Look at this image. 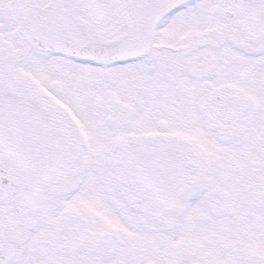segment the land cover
I'll use <instances>...</instances> for the list:
<instances>
[{"label": "flooded vegetation", "instance_id": "af4514ba", "mask_svg": "<svg viewBox=\"0 0 264 264\" xmlns=\"http://www.w3.org/2000/svg\"><path fill=\"white\" fill-rule=\"evenodd\" d=\"M151 1L160 7L161 19L149 52L131 62L100 67L35 49L20 33L22 21L51 0H0L4 68L59 119L71 150L64 184L41 210L23 215L0 208V223L11 233H2L0 224V264H235L243 256L237 241L241 227L246 226L245 236L250 237L260 232L256 219L264 226V217L256 214L264 211V91L241 90V75L224 69L222 60L219 86L211 89L209 84L210 51L219 48V40H233L237 48L248 44L228 21L224 0ZM67 2L80 37L105 46L140 33L142 15L154 10L146 0ZM166 30L186 36L174 43L157 41ZM16 61L29 63L30 69L18 66L13 73L9 67ZM232 62L234 67L241 63ZM182 67L187 68L185 75ZM80 68L93 71L89 84L96 89L84 93L91 99L85 97L81 110L76 97L88 89ZM86 116L93 123H85ZM97 128H104L107 138H95ZM148 133L179 137L192 148L214 146V157L196 149L200 181L186 212L191 217L186 250L178 248L175 235L170 240L161 235L172 232L174 225L162 227L145 214L131 212L111 174L108 182L90 169L103 156L109 159L117 139ZM94 147L99 151L89 150ZM21 243L24 249L16 250Z\"/></svg>", "mask_w": 264, "mask_h": 264}, {"label": "water", "instance_id": "95a60500", "mask_svg": "<svg viewBox=\"0 0 264 264\" xmlns=\"http://www.w3.org/2000/svg\"><path fill=\"white\" fill-rule=\"evenodd\" d=\"M225 4L230 7L225 14L239 33L253 45L260 42L264 0H225ZM53 20L50 30L57 24ZM40 21L28 22L36 42H43L39 33L33 32ZM140 36L132 39L131 35L113 49H87L79 56L90 58L96 53L108 64L141 55L151 39L147 34ZM68 164L69 150L60 124L47 115L32 92L16 85L0 68V185L11 208L17 213L41 208L60 186ZM109 165L128 207L137 213L148 212L153 221L163 225L180 217L199 180L195 153L174 137H123L116 142Z\"/></svg>", "mask_w": 264, "mask_h": 264}, {"label": "rangeland", "instance_id": "374dc122", "mask_svg": "<svg viewBox=\"0 0 264 264\" xmlns=\"http://www.w3.org/2000/svg\"><path fill=\"white\" fill-rule=\"evenodd\" d=\"M166 26V23L163 24V26ZM165 29V28H164ZM171 30V29H169ZM166 30V31H162L159 36H158V41H162V42H167V43H174L176 41H181L186 35H177L172 33L171 31ZM214 40H212L213 42L215 41V43L217 42L215 38H213ZM220 41V46L219 48L215 51V50H211L210 51V71H209V75L210 77V88L214 89L216 87L219 86V83L217 82V77L219 74H221V60L225 63L226 67H224V69H229V70H234L233 74H236L239 77V74L242 77V82H241V90L243 91H264V66H258V67H254L253 64L256 63L257 61L262 60V63L264 64V44L261 45L260 48H258L257 50L253 51V50H247L245 48H237V46L234 45V41L225 38L223 40H219ZM165 54V52H158L155 51L154 54ZM23 54V51L22 53ZM167 54V52H166ZM16 57V55H15ZM152 57L151 55L149 56V58ZM30 58V57H29ZM34 58V57H33ZM240 60L241 63L239 65V67H234V63L232 62L233 60ZM37 62V61H35ZM21 63H17L14 62L9 69H11L10 71H12L13 73L16 71V67L21 66L23 68V70H27L30 69V65L29 63H25L23 65H20ZM36 69V68H35ZM182 72L184 74V71L186 72L187 68L186 67H182ZM184 70V71H183ZM80 74L83 76L85 82H86V86L87 87V91L77 95L76 97V106L78 107V109L81 110V107L84 105V101H85V97L88 98V100H90V96H88V94H84V93H91L93 91H95V88H91L90 87V79L91 76L94 75L92 72V70H90L91 72H86L85 69L80 68L79 69ZM185 75V74H184ZM48 78V77H47ZM216 82H215V81ZM52 81V78L49 82ZM256 82L258 83V86L256 85ZM185 85H187V83H184ZM194 91H196V87L194 88ZM85 123L86 122H92L93 123V119L90 118L89 116L85 117ZM97 135L95 136V138H97L98 136H104L105 138V132H104V128H97ZM196 135V134H193ZM195 136H193L194 138ZM262 138H264V135L262 136ZM199 147V148H198ZM104 149L108 150L109 152V147H105ZM194 149H197L198 151H200L202 154H204V151H209V155H212L214 157L215 153H214V146L212 144H209L207 148H200V146H195ZM89 150H93V151H99V147H94L89 148ZM96 154H99L96 153ZM101 154H104L101 153ZM104 161H99L96 163H93V169L91 166V170H95L97 169V172L100 173L99 178L100 177H105L108 180V177L110 176V171H109V167H108V158L107 156H103ZM83 168V166H82ZM81 168V169H82ZM87 178V177H86ZM103 180V179H102ZM109 182V180H108ZM92 186H94V184L92 183ZM85 197L79 196V200H84L85 201ZM77 202V201H76ZM4 208V204L2 203V193L0 192V208ZM257 216L259 215V218L262 219V217H264V211L261 212V210H259V212H256ZM262 214V215H261ZM199 218V216H197ZM191 217H189L188 215L183 216V218L181 219L180 222H175L174 227L171 229L172 232H170V229L165 230L163 232H161V235L164 237H168V239L170 240V236L171 235H175L177 237V241H178V245H180L178 248L180 250H186L187 249V235H188V231H189V225H190V219ZM196 219V218H194ZM253 223H258V234L257 236L252 234L250 235V237L245 236L246 234V226H242L241 227V231H240V235L237 237V241H239L240 246H241V250L243 252V256L242 258L239 260V262H234L235 264H264V234H263V230H264V226L263 223L259 220L256 219V221H254ZM2 225V233H6V234H11L9 229L7 228V226L4 223H0ZM174 229V231H173ZM248 231L250 232L251 229L248 228ZM21 232V230L18 228V234ZM249 239H248V238ZM24 242V241H23ZM173 243V242H172ZM170 244V243H169ZM25 244L21 243L20 247L17 248L16 250H22L24 249Z\"/></svg>", "mask_w": 264, "mask_h": 264}]
</instances>
